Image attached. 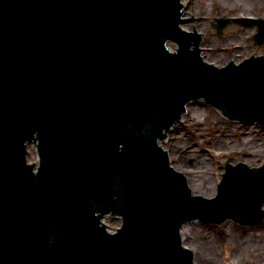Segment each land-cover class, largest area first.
I'll list each match as a JSON object with an SVG mask.
<instances>
[{
	"label": "water",
	"instance_id": "water-1",
	"mask_svg": "<svg viewBox=\"0 0 264 264\" xmlns=\"http://www.w3.org/2000/svg\"><path fill=\"white\" fill-rule=\"evenodd\" d=\"M183 15L182 0H0V264H194L186 222H262L264 160L228 153L205 197L159 142L199 99L264 126V54L207 61ZM239 20L264 42L263 18Z\"/></svg>",
	"mask_w": 264,
	"mask_h": 264
},
{
	"label": "rangeland",
	"instance_id": "rangeland-1",
	"mask_svg": "<svg viewBox=\"0 0 264 264\" xmlns=\"http://www.w3.org/2000/svg\"><path fill=\"white\" fill-rule=\"evenodd\" d=\"M183 3L185 17L192 15L195 29L202 33V55L207 61L221 66L231 59L239 62L253 53L264 54V42L255 44L252 38L257 25L239 21L246 16L264 18V0H183ZM217 17H233L220 33L214 27ZM183 27L192 30L191 20ZM168 47L174 49L176 44L169 42ZM189 105L182 120L159 141L168 151L172 165L185 174L192 193L213 197L225 171L228 153L230 163L236 160L233 163L236 164L247 157L245 153L254 152L248 161H252V166L262 164L264 126L229 118L203 99ZM193 108H197L195 114ZM28 150L29 161L36 162V145L30 144ZM195 182L209 189H195ZM210 189L214 193L208 196ZM103 220L111 231L121 224L112 214L105 215ZM185 232L188 235L185 246L192 250L194 264L201 260L206 264H264V218L258 225L241 224L232 218L221 223L194 219L186 223Z\"/></svg>",
	"mask_w": 264,
	"mask_h": 264
},
{
	"label": "bare ground",
	"instance_id": "bare-ground-1",
	"mask_svg": "<svg viewBox=\"0 0 264 264\" xmlns=\"http://www.w3.org/2000/svg\"><path fill=\"white\" fill-rule=\"evenodd\" d=\"M190 107V105L188 104V106H187V109ZM196 109L197 108H193L192 109V112H193V114H195L196 113ZM172 140V139H171ZM245 155L247 156L245 159H243L242 161L246 164V165H249V166H252V161H248V159H250V158H253L254 157V152H247V153H245ZM179 161H184V159H182V156H179ZM234 162H236V160H232V163H234ZM195 189H200V190H202V189H204V190H207V189H209L206 185H203L202 183H196L195 182V185L193 186ZM213 193H214V191H213V189H210L209 190V192H208V196H211V195H213ZM186 223L184 224V226L182 227V230H181V233H182V239H183V242H184V240H187L188 239V235L186 234ZM245 243V242H244ZM184 244H185V242H184ZM260 256V255H259ZM199 264H206V262L205 261H203V260H201L200 262H199Z\"/></svg>",
	"mask_w": 264,
	"mask_h": 264
}]
</instances>
